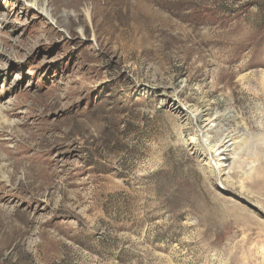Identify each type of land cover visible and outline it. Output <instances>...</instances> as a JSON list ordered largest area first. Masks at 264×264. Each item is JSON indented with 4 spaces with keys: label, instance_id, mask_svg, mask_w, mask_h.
Listing matches in <instances>:
<instances>
[{
    "label": "rangeland",
    "instance_id": "1",
    "mask_svg": "<svg viewBox=\"0 0 264 264\" xmlns=\"http://www.w3.org/2000/svg\"><path fill=\"white\" fill-rule=\"evenodd\" d=\"M27 1L0 0V264H264V0Z\"/></svg>",
    "mask_w": 264,
    "mask_h": 264
},
{
    "label": "bare ground",
    "instance_id": "2",
    "mask_svg": "<svg viewBox=\"0 0 264 264\" xmlns=\"http://www.w3.org/2000/svg\"><path fill=\"white\" fill-rule=\"evenodd\" d=\"M27 5H29V7H31V8H34V9H36L37 11H39V13H40V15L42 16V17H44V18H46V19H48V20H50L51 19V15H50V10L47 8V2H46V0H29V1H27ZM53 21V20H52ZM1 119H4V116L2 115L1 116ZM2 122V121H1ZM211 120H209V117H206V118H204L202 121H201V126H200V130H203V129H209V130H211L210 129V127H211ZM207 131V130H206ZM205 131V132H206ZM228 138V137H227ZM230 138V137H229ZM224 139H226V138H224ZM224 142V141H223ZM246 142V139L244 140V142L243 143H245ZM241 144H242V142H241ZM240 144V145H241ZM234 145V142H233V139H228V140H226L223 144H222V147H223V149H220V147H218V146H216V145H213V146H211V147H213L214 149H215V151H218L219 149V156L221 157H223L221 160H222V165L226 168V170H229L230 168H231V161H230V158H231V156H230V158H228L227 156L228 155H233V146ZM243 146H244V144H243ZM236 148V147H235ZM240 148H241V146H240ZM210 149V148H209ZM242 149V148H241ZM224 150H225V152L227 153L226 155H222V153H224ZM237 151V150H236ZM235 151V152H236ZM236 154H237V152H236ZM237 157V156H236ZM232 158H235V156H232ZM237 161V160H236ZM252 163H254V162H252ZM257 163V162H256ZM237 164H240V163H238L237 162ZM236 164V165H237ZM247 164H251L250 162L249 163H247ZM255 166V165H254ZM260 165H258V167H259ZM257 167V166H256ZM238 168H240V167H238ZM237 168V169H238ZM252 169H254L253 167H252ZM255 169H257V168H255ZM258 169H261V168H258ZM257 169V170H258ZM249 170H251V168L249 169ZM248 170V171H249ZM231 171V170H230ZM229 172V171H228ZM256 172V171H255ZM258 173L260 172L259 170L257 171ZM227 175V174H226ZM229 175H231V174H229ZM228 178V177H227ZM229 178H231V177H229ZM228 180H230V179H228ZM264 225V224H263Z\"/></svg>",
    "mask_w": 264,
    "mask_h": 264
}]
</instances>
